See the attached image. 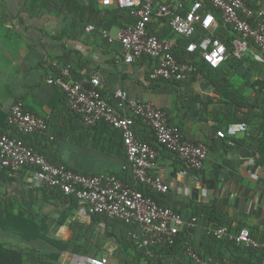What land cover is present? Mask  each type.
Masks as SVG:
<instances>
[{"label": "crops", "instance_id": "obj_1", "mask_svg": "<svg viewBox=\"0 0 264 264\" xmlns=\"http://www.w3.org/2000/svg\"><path fill=\"white\" fill-rule=\"evenodd\" d=\"M193 1L183 0L184 7ZM244 3L264 10V0ZM132 23L128 10L95 0H0V123L12 104L22 100L47 125L46 135L26 136L31 151L84 176L113 175L133 185L119 131L104 124L85 126L69 111L64 93L47 79L58 66L69 65L74 80L97 75L103 98L122 115H131L129 101L154 104L165 112L168 125L207 147L203 167L193 171L159 147L150 127L135 118L136 137L158 150L153 174L168 186L166 193H151L184 220L195 217V227L179 232L170 254L139 248L133 240L137 227L89 216L74 196L56 188L33 189L25 171L0 176L1 208L33 221L37 232L54 243L26 241L5 231L0 242L21 252L23 264H68L73 254L106 257L108 264H196L188 248L215 264H264V251L211 235V229L223 224L231 232L246 228L256 241H264V54L248 42L240 57L230 54L216 69L192 57L198 67L191 79L153 81L156 60L124 63L120 45L105 36L115 37ZM150 30L171 39L173 52L188 60L185 40L170 31L165 19L154 17ZM203 34L198 31L197 36ZM215 34L230 53L232 43L240 41L222 24ZM237 123L246 124V132L216 137L218 130Z\"/></svg>", "mask_w": 264, "mask_h": 264}, {"label": "built area", "instance_id": "obj_2", "mask_svg": "<svg viewBox=\"0 0 264 264\" xmlns=\"http://www.w3.org/2000/svg\"><path fill=\"white\" fill-rule=\"evenodd\" d=\"M95 1L104 7L114 6L130 12L133 17L131 26L121 29L115 37L105 36L109 42L120 45L124 63L131 64L141 58L156 60L157 65L150 74L153 81L180 83L191 79L198 67L192 57L206 67L216 69L230 54L240 57L248 42L264 54V10L252 9L244 0H194L188 7H184L183 0ZM154 17L165 19L170 31L185 40L183 50L188 60L175 57L173 49L176 44L171 39L151 32ZM221 24L240 39L232 43L231 53L215 34ZM198 31L204 34L198 37ZM47 83L64 93L69 111L85 126L91 128L104 124L119 131L133 185L113 175L88 177L63 165H53L31 151L20 138L3 132H0V176L5 173L15 177L28 171L26 181L31 188H56L64 195L74 196L89 216H105L137 227L139 234H134L133 239L139 248L172 245L182 229L195 227V217L184 220L179 213L159 205L140 190L143 187L155 193H166L168 186L161 177L153 174L158 150L136 137L135 118L150 127L159 147L176 155L193 171H199L207 159V147L202 142L192 141L180 129L168 125L165 112L152 103L129 101L126 107L131 115H122L103 98L97 75L87 80H74L70 66L62 65ZM7 122L23 135H46L45 121L28 112L22 100L12 104ZM246 130L244 123L231 124L218 130L216 137L226 139ZM211 235L215 240H228L244 248L264 250V241H256L246 228L231 232L225 225H218L211 229ZM187 253L196 264H215L189 248ZM68 264H108V261L106 257L73 254Z\"/></svg>", "mask_w": 264, "mask_h": 264}, {"label": "trees", "instance_id": "obj_3", "mask_svg": "<svg viewBox=\"0 0 264 264\" xmlns=\"http://www.w3.org/2000/svg\"><path fill=\"white\" fill-rule=\"evenodd\" d=\"M173 54L179 60L183 59L180 56L178 57L175 52H173ZM75 80H77V79H75ZM1 122L2 123H0V132L9 133V131H10V133H9L10 135L20 138L23 142L25 141L26 136L27 137L29 136V135H23V134L19 133L16 129L11 127L7 122V115L4 119V121H1ZM3 175H5V174L3 173L1 176H3ZM140 190L142 191V193L144 195L151 197L153 200H155L158 203L156 197L152 194L155 192H152L149 188H140ZM93 216H98V215H93ZM101 217H104V216H101ZM105 218H107V217H105ZM216 226H218V225H216ZM36 229H37V227H36V225H34L33 221L26 220L21 216H16V215H13V214L7 212L6 210H3L1 208V204H0V230L1 231H5V232H8L12 235L19 236L20 238H22L26 241H30V240H34V239L39 238V239L47 241L51 244L54 243L49 238H47V237L41 235L39 232H37ZM134 242H135V240H134ZM176 242H177V239H176L175 243L172 245L154 246V247H149V248L160 249L163 253H166V254L169 253L170 254L172 249L176 247ZM229 242H231V241H229ZM232 243H234V242H232ZM5 246L6 245L4 243L0 242V264H23L21 252L14 250V249H11V248H7ZM149 248H147V250ZM246 249H248V248H246ZM257 251H264V250H257Z\"/></svg>", "mask_w": 264, "mask_h": 264}, {"label": "rangeland", "instance_id": "obj_4", "mask_svg": "<svg viewBox=\"0 0 264 264\" xmlns=\"http://www.w3.org/2000/svg\"><path fill=\"white\" fill-rule=\"evenodd\" d=\"M0 232H2V231H0Z\"/></svg>", "mask_w": 264, "mask_h": 264}]
</instances>
